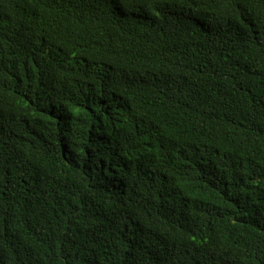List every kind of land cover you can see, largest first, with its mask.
<instances>
[{
    "label": "trees",
    "instance_id": "1",
    "mask_svg": "<svg viewBox=\"0 0 264 264\" xmlns=\"http://www.w3.org/2000/svg\"><path fill=\"white\" fill-rule=\"evenodd\" d=\"M0 264H264V0H0Z\"/></svg>",
    "mask_w": 264,
    "mask_h": 264
}]
</instances>
